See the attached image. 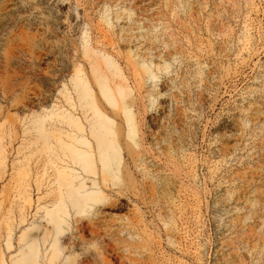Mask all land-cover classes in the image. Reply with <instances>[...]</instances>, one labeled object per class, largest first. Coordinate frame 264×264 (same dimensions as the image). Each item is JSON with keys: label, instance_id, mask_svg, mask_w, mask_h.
<instances>
[{"label": "rangeland", "instance_id": "rangeland-1", "mask_svg": "<svg viewBox=\"0 0 264 264\" xmlns=\"http://www.w3.org/2000/svg\"><path fill=\"white\" fill-rule=\"evenodd\" d=\"M77 81L110 107L115 175H72ZM31 245L29 264H264V0H0V264Z\"/></svg>", "mask_w": 264, "mask_h": 264}, {"label": "bare ground", "instance_id": "bare-ground-1", "mask_svg": "<svg viewBox=\"0 0 264 264\" xmlns=\"http://www.w3.org/2000/svg\"><path fill=\"white\" fill-rule=\"evenodd\" d=\"M100 85L108 100V105L111 106V110H116L120 106L123 107L126 114L129 135L134 137L136 134L135 117L126 99L125 89L121 88L119 92L118 89L114 91L109 83L104 80H100ZM76 86L77 89H79V101L83 107L84 117L81 121L74 118L70 119L68 123V134L72 138L70 150L75 155V167L71 169L72 175L78 177H81L83 173L87 175H97L99 174L98 170L101 168L100 164L104 172L115 175V167L120 161L121 150L115 142L114 137L117 131L115 129V121L108 109L110 107H104L98 100H96V102L94 99L95 95H93L89 86L82 89L78 81ZM118 93L121 94V99L118 98ZM88 105H90L89 108H87ZM88 109L93 110L92 116L89 115ZM89 123L90 125H88ZM98 167L100 168L98 169ZM94 184H97L96 180ZM75 185L83 189V191L80 190L81 192L78 191V193H82L83 200H98L99 194L97 192H85L86 177H83L81 181ZM69 199L73 201L75 208H81L82 203L75 201L72 196L69 197ZM65 212L66 210L63 207L60 211V217L53 218V221H55L57 225H61L63 219H65ZM35 259H38V253L36 247L31 245L29 253L24 255L21 264H29Z\"/></svg>", "mask_w": 264, "mask_h": 264}]
</instances>
